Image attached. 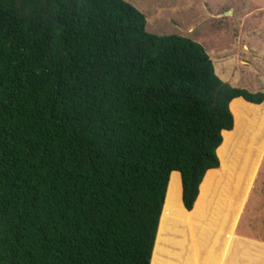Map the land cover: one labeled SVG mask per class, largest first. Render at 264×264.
<instances>
[{
  "label": "trees",
  "instance_id": "obj_1",
  "mask_svg": "<svg viewBox=\"0 0 264 264\" xmlns=\"http://www.w3.org/2000/svg\"><path fill=\"white\" fill-rule=\"evenodd\" d=\"M238 98L264 90L124 0H0V264H153L171 172L194 209Z\"/></svg>",
  "mask_w": 264,
  "mask_h": 264
},
{
  "label": "rangeland",
  "instance_id": "obj_2",
  "mask_svg": "<svg viewBox=\"0 0 264 264\" xmlns=\"http://www.w3.org/2000/svg\"><path fill=\"white\" fill-rule=\"evenodd\" d=\"M124 1L143 14L148 33L178 35L200 44L222 81L250 91L264 90V0ZM229 107L236 122H243V131L235 129L226 134L218 150L221 165L206 175L193 211L181 206L179 181L175 173L172 175L165 212L180 221L191 219L228 227L247 192L230 234L239 245L237 261L254 264L264 261V103L253 105L238 98ZM179 230L168 231L167 242L173 249L180 248L185 241L184 235L181 238L169 235ZM227 231L218 236V245L222 247ZM193 236L202 240L201 234ZM163 242H166L164 226L153 264H169L162 255ZM192 244L188 248L189 260L194 255ZM225 250L228 253L232 248L225 246L223 253ZM169 251L166 249L164 253Z\"/></svg>",
  "mask_w": 264,
  "mask_h": 264
},
{
  "label": "crops",
  "instance_id": "obj_3",
  "mask_svg": "<svg viewBox=\"0 0 264 264\" xmlns=\"http://www.w3.org/2000/svg\"><path fill=\"white\" fill-rule=\"evenodd\" d=\"M216 170L217 169H215V171ZM171 173H175V175L178 178V181H179V198H180L181 187H180L179 174L175 171H173ZM167 187H168V184H167ZM246 195H247V192L244 195L243 202L241 203V206L238 210V213H237L234 221L228 227L227 226L226 227H219V226H212V225L210 226L207 224H202L200 222L192 221L191 219H187L186 221H180V219H178L179 217L171 215L170 213L166 214V212H165L163 217H162V220H161V225H160L159 234H158V238H157V242H156L155 252H156L157 247H158L160 232L164 226V229L166 231V242H163L162 255L164 256V258L166 259V261L169 264H242V262L237 261V258H236L237 254H238L237 246H239V245H238L237 241H235L234 235L231 236V234H230L231 230L230 229L234 226L235 222L238 219V215L242 209ZM180 204H181V199H180ZM188 212H191V211H188ZM163 223H164V225H163ZM170 229L171 230L180 229L175 234H169L170 236H174L176 238H181L182 235H184L183 240H185V241L181 242L182 245L180 243V248H178V249L177 248L173 249L170 246V242H167L168 231ZM226 229L229 232L227 231L228 233H226L223 242H224V245L226 247L232 248V250H230V252L228 251V253L225 250L223 253L225 246L222 247V246L218 245V243H219L218 236H219L220 232H222V231L224 232V231H226ZM194 234H201L202 240L199 239L197 236H193ZM192 236L195 237V243L194 244H192ZM205 239H206V241H205ZM189 240H190V242H188ZM191 244H192V250L191 251L194 252V255L191 257V260H189L188 248ZM166 249H169L170 251L168 253H164L166 251ZM222 253L225 255L224 260H221L220 255ZM190 254H191V252H190ZM247 264H249V263H247ZM254 264H264V261L255 262Z\"/></svg>",
  "mask_w": 264,
  "mask_h": 264
},
{
  "label": "water",
  "instance_id": "obj_4",
  "mask_svg": "<svg viewBox=\"0 0 264 264\" xmlns=\"http://www.w3.org/2000/svg\"><path fill=\"white\" fill-rule=\"evenodd\" d=\"M228 13H229V12H226L225 14H228ZM168 181H169V179H168ZM201 182H202V181H201ZM167 184H168V183H167ZM200 184H201V183H200ZM200 184H199V185H200ZM166 189H167V188H166ZM197 196H198V195H197ZM196 199H197V197H196ZM196 199H195V201H196ZM194 203H195V202H194ZM193 206H194V204H193ZM192 209H193V207H192ZM192 209H191V210H192ZM191 210H190V211H191Z\"/></svg>",
  "mask_w": 264,
  "mask_h": 264
}]
</instances>
